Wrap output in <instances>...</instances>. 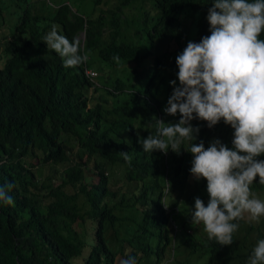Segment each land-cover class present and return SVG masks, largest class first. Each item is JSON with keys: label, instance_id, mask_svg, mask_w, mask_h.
<instances>
[{"label": "trees", "instance_id": "trees-1", "mask_svg": "<svg viewBox=\"0 0 264 264\" xmlns=\"http://www.w3.org/2000/svg\"><path fill=\"white\" fill-rule=\"evenodd\" d=\"M207 2L117 0L105 13V0H0V185L13 184V203H0V264H120L127 255L137 264H246L264 216L244 228L238 220L230 245L191 233L187 203L208 194L188 171L189 141L178 154L138 143L153 118H179L162 111L176 79L171 45L179 52L209 34ZM77 5L99 8L97 17ZM53 26L79 39L85 63L63 66L42 41ZM191 124L193 143L231 147L222 121ZM256 179L251 194L264 197Z\"/></svg>", "mask_w": 264, "mask_h": 264}, {"label": "clouds", "instance_id": "clouds-1", "mask_svg": "<svg viewBox=\"0 0 264 264\" xmlns=\"http://www.w3.org/2000/svg\"><path fill=\"white\" fill-rule=\"evenodd\" d=\"M49 3L56 6L52 0ZM207 3L209 34L199 41H187L179 52L177 42L171 45L176 79L168 81L172 88L162 111L172 116L178 113L179 118L175 123L153 118L144 126L149 134L138 137V143L145 153L171 150L178 154L185 149L182 141H189L186 151L192 159L188 171L195 180H205L208 194L206 202L194 197L187 203L190 221L202 223L209 240L230 245L244 213L252 220L264 216V200L255 197L259 192L251 194L249 187L255 178L264 184V159H258L264 154V39L258 38L264 31V0ZM80 8L85 15L97 17L89 7ZM80 38L84 39V31ZM42 41L62 58L64 67H76L88 59L80 52L79 39L70 41L56 26ZM86 72L95 76L91 70ZM193 119L204 121L208 128L221 121L230 126L231 147L219 138L209 141L207 147L203 141L193 143L199 131L191 124ZM120 154L130 164L127 152ZM12 187V183L0 185V203H13ZM120 264H137V260L127 255ZM246 264H264V238L257 239Z\"/></svg>", "mask_w": 264, "mask_h": 264}, {"label": "rangeland", "instance_id": "rangeland-1", "mask_svg": "<svg viewBox=\"0 0 264 264\" xmlns=\"http://www.w3.org/2000/svg\"><path fill=\"white\" fill-rule=\"evenodd\" d=\"M116 2H117V0H105V3L102 5V8L105 9V8H107L108 6H111V5L115 4ZM76 8L79 9L80 12H82V10H81V8H80L79 5H77ZM98 11H99V8H96V9H95V12L93 13V15L97 14ZM100 94H101V93H100ZM190 187H191V186H190ZM189 192H190V190H189ZM255 197L258 198V199L264 200V197H262V196H255ZM169 200H171V201L174 202V201L176 200V195H173V196L169 197ZM187 211H189V210H187ZM187 211H186V212H187ZM239 220H240L241 228H242L243 226H247V225L249 224V222H256V219H255V220L250 219V218H249V215H248L247 213H244V214L239 218ZM243 228H244V227H243ZM191 233L196 234L197 236H200V235H206V232L204 231V226H203L202 223H201V224H195V225L193 226V228L191 229ZM199 263L202 264V262H199ZM203 263H204V261H203ZM237 264H240V263L238 262Z\"/></svg>", "mask_w": 264, "mask_h": 264}]
</instances>
